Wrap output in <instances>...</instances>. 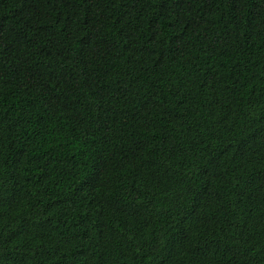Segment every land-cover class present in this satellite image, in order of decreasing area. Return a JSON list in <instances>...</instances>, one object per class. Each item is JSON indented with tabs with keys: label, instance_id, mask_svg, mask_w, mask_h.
<instances>
[{
	"label": "trees",
	"instance_id": "1",
	"mask_svg": "<svg viewBox=\"0 0 264 264\" xmlns=\"http://www.w3.org/2000/svg\"><path fill=\"white\" fill-rule=\"evenodd\" d=\"M0 264H264V0H0Z\"/></svg>",
	"mask_w": 264,
	"mask_h": 264
}]
</instances>
